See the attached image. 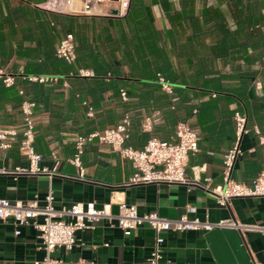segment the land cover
<instances>
[{
	"label": "crops",
	"instance_id": "crops-1",
	"mask_svg": "<svg viewBox=\"0 0 264 264\" xmlns=\"http://www.w3.org/2000/svg\"><path fill=\"white\" fill-rule=\"evenodd\" d=\"M54 3L0 0V69L16 80L12 86L0 80V127L18 131L11 148L0 147V168L27 164L20 150V106L29 98L36 101L35 148L45 166L62 174H77L70 162L77 136L113 127L128 114L132 126L127 144L135 148L151 137L173 140L178 122H189L200 140L199 151L189 155L187 175L201 183L211 177L213 187L223 182L224 155L236 140V111L247 116L249 131L242 138V154L232 176L250 181L264 171V145L255 132L258 128L264 134V0H130L119 15L94 16L63 14L52 9L57 7ZM137 15L153 22L157 54H147L135 43L140 35ZM68 32L75 35L73 64L56 56L59 40ZM95 57L113 77L107 69L96 75ZM39 68L42 74L58 75V81H30L27 77ZM80 68L93 74L80 75ZM162 71L170 75L172 94L158 82ZM100 78L113 80L102 85ZM214 86L220 90L214 91ZM122 88L127 100L121 97ZM147 121L151 129L145 128ZM83 164L85 179L0 173V197L37 199L44 205L51 189L57 207L94 201L99 207L111 203V212L117 214L119 202L125 201L136 205L139 213L156 211L167 218L187 213L210 221L234 217L243 223H264V196L236 197L223 207L199 184L126 185L136 172L134 165L97 139L87 144ZM115 223L105 219L92 229L77 231L75 247L57 249L53 255L62 264L80 259L92 264H146L155 230L145 224L126 234ZM15 230L13 219H0V264H35L45 254L38 231L31 225L23 226L19 235ZM163 236L160 264H264V235L257 232L217 227Z\"/></svg>",
	"mask_w": 264,
	"mask_h": 264
},
{
	"label": "built area",
	"instance_id": "built-area-1",
	"mask_svg": "<svg viewBox=\"0 0 264 264\" xmlns=\"http://www.w3.org/2000/svg\"><path fill=\"white\" fill-rule=\"evenodd\" d=\"M68 3L69 0H63ZM130 0H82L81 8L77 11L83 15H94L101 12H108L116 8L121 14L127 9ZM72 0H70V3ZM113 3L114 6H108ZM106 7V8H104ZM74 11V12H77ZM56 56L73 64L77 60V50L75 35L68 32L59 40ZM1 61V59H0ZM80 75H92L93 72L85 68L78 70ZM30 81L38 83L56 82L58 75L38 74L29 75ZM158 82L162 89L172 94L174 91L173 83L162 73H157ZM0 80L6 86L15 84V76L0 69ZM24 93L23 90L20 91ZM123 100L128 99L125 89L120 90ZM216 96V93L212 94ZM36 101L25 98L20 106L22 112L23 132L20 140V150L27 159L26 165H18L14 168H0V173H8L15 176L20 175H48L59 174L73 179H85V167L83 164V154L87 144L99 142L111 145L120 154L130 160L136 172L126 182L131 184H199L213 194L219 206L226 207L230 201L236 197L264 196V171L250 181H240L232 176L235 162L242 154L241 141L245 133H248L247 116L239 111L234 114L236 125V140L232 148L224 155L223 160V182L210 187L211 177L206 178L207 183H201L197 178H190L186 172V165L191 153L199 151L200 134L189 122L180 121L175 128L173 140H161L158 137H151L141 148H135L127 141L130 137L132 126L131 116L126 114L120 122L113 127L88 134H81L75 140V152L70 158V162L77 168L76 175L62 174L56 169H50L43 164V155L39 153L34 145L36 135V123L34 112ZM89 115H93L92 109ZM145 128L151 129V122L147 121ZM255 132L260 135V142L264 145V134L255 128ZM16 129H4L0 127V147L4 150L11 148L17 139ZM197 168V167H195ZM204 169L203 166L199 170ZM13 219L16 227L15 234L21 233L23 226H33L38 231L41 240V248L44 256L35 260V264H62L63 260L53 255L57 249L71 251L77 244V231L92 229L95 223L101 220H115L114 225L121 228L126 234L142 225H149L155 230V241L150 256L146 264H160L163 256L164 232H183V231H210L217 227H228L239 230L242 234L246 232H257L264 235V223H243L234 217L210 221L201 219L198 216L182 214L178 218H167L158 212L139 213L134 204L125 201L119 202L117 214L111 212V203L99 207L94 201H77L69 207H57L54 202L53 191L50 189L45 197V204L40 205L37 199L15 200L0 197V219ZM113 225V224H112ZM77 264H92V262L80 259Z\"/></svg>",
	"mask_w": 264,
	"mask_h": 264
},
{
	"label": "trees",
	"instance_id": "trees-1",
	"mask_svg": "<svg viewBox=\"0 0 264 264\" xmlns=\"http://www.w3.org/2000/svg\"><path fill=\"white\" fill-rule=\"evenodd\" d=\"M132 4H133V2H132ZM136 17H137L136 25L140 27V31L138 30L137 32H140V35L137 37V40L135 43L137 44V46L144 47L147 54H151V55L157 54L158 42H157L156 38H154L153 22L151 21V19L147 15H137ZM195 23H197V21H195ZM95 58L96 59H94V61L98 62L97 66H96V75L102 74L101 71L103 69H104V71H106V69H107V71L111 72V77H113L112 71L109 68H107L106 65L101 64L100 63L101 61H99L98 57H95ZM32 72H33L32 75L42 74L43 68H39L38 70L32 71ZM162 74H164V76H166L167 78H169V76H170L169 74L164 73V71H162ZM112 80H113V78H111V80L108 82V81H106V80L104 81V79L100 78V83L102 85H106V84H109ZM203 87L208 88L207 84H204ZM209 87H213V86L209 85ZM219 90H220V87L214 86V91H219Z\"/></svg>",
	"mask_w": 264,
	"mask_h": 264
},
{
	"label": "rangeland",
	"instance_id": "rangeland-1",
	"mask_svg": "<svg viewBox=\"0 0 264 264\" xmlns=\"http://www.w3.org/2000/svg\"><path fill=\"white\" fill-rule=\"evenodd\" d=\"M54 4L57 5V7L56 8H52V9L57 10L60 13H63V14H82L79 11L73 12V11L69 10L68 9V3L63 1V0H55ZM108 4H109L108 6H114L113 3H108ZM104 8H106V7H104ZM106 13L107 14H111L110 11H108V12L104 11V12H101V14L100 13L99 14L97 13V14L98 15H104ZM97 14H94V15H97Z\"/></svg>",
	"mask_w": 264,
	"mask_h": 264
},
{
	"label": "bare ground",
	"instance_id": "bare-ground-1",
	"mask_svg": "<svg viewBox=\"0 0 264 264\" xmlns=\"http://www.w3.org/2000/svg\"><path fill=\"white\" fill-rule=\"evenodd\" d=\"M55 1V0H54ZM81 4H82V0H72V2L70 3V0L68 1V9L71 10V11H77L79 10L81 7ZM99 14V13H98ZM97 14V15H98ZM101 14V13H100ZM107 14V13H106ZM105 14V15H106Z\"/></svg>",
	"mask_w": 264,
	"mask_h": 264
},
{
	"label": "water",
	"instance_id": "water-1",
	"mask_svg": "<svg viewBox=\"0 0 264 264\" xmlns=\"http://www.w3.org/2000/svg\"><path fill=\"white\" fill-rule=\"evenodd\" d=\"M111 14L112 15H119V10L114 8V9L111 10Z\"/></svg>",
	"mask_w": 264,
	"mask_h": 264
}]
</instances>
